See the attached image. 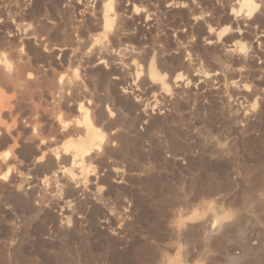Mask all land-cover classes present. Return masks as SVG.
I'll use <instances>...</instances> for the list:
<instances>
[{
    "label": "rangeland",
    "instance_id": "obj_1",
    "mask_svg": "<svg viewBox=\"0 0 264 264\" xmlns=\"http://www.w3.org/2000/svg\"><path fill=\"white\" fill-rule=\"evenodd\" d=\"M0 264H264V0H0Z\"/></svg>",
    "mask_w": 264,
    "mask_h": 264
},
{
    "label": "bare ground",
    "instance_id": "obj_2",
    "mask_svg": "<svg viewBox=\"0 0 264 264\" xmlns=\"http://www.w3.org/2000/svg\"><path fill=\"white\" fill-rule=\"evenodd\" d=\"M205 225H206V224H205ZM197 228H198V227H197ZM184 229H185V228H184ZM197 230H198V229H197ZM182 236H183V235H182ZM186 240H187V239H186ZM186 240H185V241H186ZM182 255H183V254H182Z\"/></svg>",
    "mask_w": 264,
    "mask_h": 264
}]
</instances>
